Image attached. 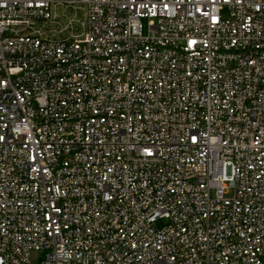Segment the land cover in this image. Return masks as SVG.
<instances>
[{
	"label": "built area",
	"instance_id": "1",
	"mask_svg": "<svg viewBox=\"0 0 264 264\" xmlns=\"http://www.w3.org/2000/svg\"><path fill=\"white\" fill-rule=\"evenodd\" d=\"M263 254L264 0H0V264Z\"/></svg>",
	"mask_w": 264,
	"mask_h": 264
},
{
	"label": "rangeland",
	"instance_id": "2",
	"mask_svg": "<svg viewBox=\"0 0 264 264\" xmlns=\"http://www.w3.org/2000/svg\"><path fill=\"white\" fill-rule=\"evenodd\" d=\"M58 13H59V15H60V14H61V11H58ZM67 14H70V12H67ZM63 21H64V19H63L62 17H59V18H58V22H60V23H64ZM142 24H143V26L145 27V24H146L145 20H142ZM231 194H232V193L229 192V193L227 194V196H231ZM167 224H168V221L165 220V219H163V218H159V219H157V220L155 221V225H156V227L159 228V229L165 227ZM260 260H261L262 264H264V254L260 257Z\"/></svg>",
	"mask_w": 264,
	"mask_h": 264
}]
</instances>
